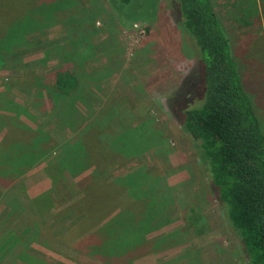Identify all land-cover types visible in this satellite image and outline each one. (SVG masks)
Wrapping results in <instances>:
<instances>
[{
  "label": "rangeland",
  "instance_id": "374dc122",
  "mask_svg": "<svg viewBox=\"0 0 264 264\" xmlns=\"http://www.w3.org/2000/svg\"><path fill=\"white\" fill-rule=\"evenodd\" d=\"M210 2L227 31L264 131V0ZM127 13L138 17L135 21L123 17L108 0H0V52L8 57L5 68H0V107L4 109L6 100L21 107L25 114L21 122L48 135L56 145L44 151L40 164L16 175L0 173V264H117L77 246L90 225L77 228L83 216L74 205L84 193L78 185L65 184L68 192L63 189L61 201L54 199L55 207L50 202L46 210L26 197L49 190L44 168L59 158L66 142L82 134L81 124H93L101 141L110 145L111 138L131 126H142L145 142L154 139L140 154L117 153L106 181L120 187L114 183L119 176L144 173L147 185L167 198L153 230L127 237L129 247L176 230L183 234L166 241L157 252H140L131 264H166L180 258L176 264H191L194 255H185L193 251L199 264H246L238 238L210 194L190 138L167 107L195 90L193 42L178 26L167 0H142ZM14 26L11 38H6ZM63 67L79 75L83 86L79 97L62 107L73 109L85 122L75 113L72 119L70 113L61 116L60 109L51 112L44 86L51 85ZM194 103L192 98L189 104ZM71 125L75 128L69 129ZM32 137L12 136L22 143ZM91 171L68 180L81 183ZM101 216L99 212L97 219ZM88 242V247L97 246L94 240Z\"/></svg>",
  "mask_w": 264,
  "mask_h": 264
},
{
  "label": "trees",
  "instance_id": "16d2710c",
  "mask_svg": "<svg viewBox=\"0 0 264 264\" xmlns=\"http://www.w3.org/2000/svg\"><path fill=\"white\" fill-rule=\"evenodd\" d=\"M140 1L108 0L116 12L131 21L138 16L130 17L127 10ZM167 1L176 13L178 26L193 42L197 54L195 90L187 93L191 95L188 98L180 97L177 105H171L170 101L167 107L181 130L190 138L203 167L210 194L227 226L238 238L246 264H264V131L246 91L227 31L210 0ZM16 28L12 27L6 38H11ZM7 60L6 54L0 52L1 69L7 65ZM82 86L79 75L65 67L57 70L52 84L44 86L53 106L51 112L60 109L61 116L62 113H70L73 119L72 113H75L81 118L79 113L72 112L73 109L62 106L65 102H74ZM192 98L195 103L189 104ZM7 105L10 107L7 108ZM0 112H4L0 114V133L5 130L0 139L2 175H16L40 164L45 157L44 151L56 147L48 135L34 132L21 122L25 114L12 101L6 100ZM81 121L84 119L81 118ZM73 126L68 128H75ZM81 128L82 134L77 136L78 139L76 137L69 144L66 142L60 149L59 158L44 168L50 182L49 190L36 195L26 193L28 202L43 210L50 202L55 207L54 199L61 201L65 194L62 190H67L65 184L70 187L78 185L84 193L74 205L83 216L77 228L90 225L81 236L87 235L86 238L78 241L77 246L88 248L106 263L114 259L117 264H122L129 259L127 264H131L130 259L139 256L140 252H157L166 241L183 234L176 230L133 247L126 244L127 237L153 230L152 223L157 214L165 209L167 198L161 190L147 185L144 173L119 176L114 183L119 182L120 185H117L120 187L106 179L111 177L115 168L113 164L117 153L125 157L129 152L132 153L130 155L140 154L154 139L145 142L143 132H140L142 126H131L111 138L110 145L106 140L101 141L102 136L98 135L100 132L93 124H81ZM19 133L20 137H33L25 143L13 141L12 136ZM89 169L92 171L81 183L68 180H75ZM62 203L65 206L68 204ZM99 212L102 216L98 220ZM32 228L37 231L35 225ZM92 240L97 245L94 248L88 247V241ZM54 252L63 256L59 251ZM193 255L191 264H199L196 252L185 256L189 258ZM180 259L166 264H176Z\"/></svg>",
  "mask_w": 264,
  "mask_h": 264
},
{
  "label": "crops",
  "instance_id": "0c3cea01",
  "mask_svg": "<svg viewBox=\"0 0 264 264\" xmlns=\"http://www.w3.org/2000/svg\"><path fill=\"white\" fill-rule=\"evenodd\" d=\"M62 264V263H61Z\"/></svg>",
  "mask_w": 264,
  "mask_h": 264
}]
</instances>
